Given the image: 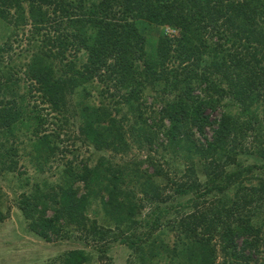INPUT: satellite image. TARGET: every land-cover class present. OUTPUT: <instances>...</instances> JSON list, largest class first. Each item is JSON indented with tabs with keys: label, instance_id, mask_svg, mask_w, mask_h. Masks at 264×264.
<instances>
[{
	"label": "trees",
	"instance_id": "1",
	"mask_svg": "<svg viewBox=\"0 0 264 264\" xmlns=\"http://www.w3.org/2000/svg\"><path fill=\"white\" fill-rule=\"evenodd\" d=\"M139 24L173 32L145 36ZM0 26L26 31L29 53L19 75L5 61L12 35L0 46V178L16 169L18 144L44 169L69 121L68 138L95 152L147 148L119 164L69 161L55 186L20 195L29 234L82 237L51 264H88L115 244L127 264H264V0H0ZM91 90L97 104L66 99ZM158 144L183 159L179 177L152 157Z\"/></svg>",
	"mask_w": 264,
	"mask_h": 264
},
{
	"label": "rangeland",
	"instance_id": "2",
	"mask_svg": "<svg viewBox=\"0 0 264 264\" xmlns=\"http://www.w3.org/2000/svg\"><path fill=\"white\" fill-rule=\"evenodd\" d=\"M141 33L145 36H156L160 31L166 33L165 28L161 30L155 27H149L147 24L138 25ZM14 29V28H13ZM168 33H172L168 31ZM12 35V36H10ZM10 36L9 43L12 45L9 57L5 59L9 65L21 67L19 70V75H23L24 63L28 61L27 52V36L26 31H17L12 33L11 31L6 32L0 26V46L8 40ZM97 83V82H95ZM91 96L89 100H84L81 98L80 94L72 93L66 98L67 101L70 99L72 105L79 103V101H88L89 104H97L100 96L97 94L96 90H91ZM147 101H151L148 97ZM31 104L34 103L41 108L42 115H46L47 119H50L52 126L50 130L56 129L57 118L56 114L49 111L47 105L36 102V100L30 101ZM227 105V106H225ZM43 106L44 108H42ZM223 106L227 107L232 113L236 112L235 107H233L228 99L223 100ZM222 109L218 108L216 112L211 113V118L217 119L220 116ZM73 121H69L65 124L61 130L60 139L63 143H60L59 151L56 152L55 156L48 162V165L44 169L40 170L35 167L33 160V153L28 154L27 149H24V145H19L20 154L18 157V164L14 171H8L1 174L0 178V210L4 214V220L0 223V264H51L55 260H59L60 256L70 250L75 248L84 247V242L81 241L82 237L79 234H74L72 238L47 243L38 239L37 237L29 234L27 232L26 223L24 222L22 215L17 207L18 200L22 193H27L34 189L35 187L43 188L44 183L47 185L46 188H51L60 182L63 170L68 166L67 163L70 161L75 164V167H81V161L86 160L89 166H93L96 159L103 156L114 163H122V158L128 159L132 156L138 155V159H144L147 155V148L143 151H137L134 146L128 154L124 155H113L110 152H95L88 145L83 144L81 141L73 142L69 136H76L75 129L73 126ZM58 128V127H57ZM56 131V130H54ZM207 138H211V132L207 131ZM23 137V133H18ZM67 137H65V136ZM24 140V139H23ZM195 140L202 142V138L195 134ZM158 143H161L158 141ZM252 144V138L250 135L246 136V146ZM157 148H152L151 155L154 157L163 167L165 172H167L171 177L174 176L176 172L174 166L178 163V170H183L184 161L181 156L173 157L171 154H167L161 144L156 145ZM31 155V156H30ZM246 165L252 162L251 158H246L243 161ZM146 168V166H144ZM261 174V178L264 179V171H258L257 174ZM79 187L80 194L84 192V188L81 184H77ZM96 203V202H95ZM97 204H90L87 208L88 217H92V210H95ZM99 209V208H98ZM148 207L143 210V213H147ZM99 213L96 221L99 225H102V211L97 210ZM51 211L47 213L48 216L51 215ZM71 234V233H70ZM69 234V235H70ZM92 244L90 241L89 246ZM86 250H90V247H86ZM128 251L125 247L119 244L113 245L108 252L104 255H93L91 261L88 264H127Z\"/></svg>",
	"mask_w": 264,
	"mask_h": 264
},
{
	"label": "clouds",
	"instance_id": "3",
	"mask_svg": "<svg viewBox=\"0 0 264 264\" xmlns=\"http://www.w3.org/2000/svg\"><path fill=\"white\" fill-rule=\"evenodd\" d=\"M165 31H166V33L169 31V29L168 28H165ZM171 31V30H170ZM171 32H173V31H171Z\"/></svg>",
	"mask_w": 264,
	"mask_h": 264
}]
</instances>
